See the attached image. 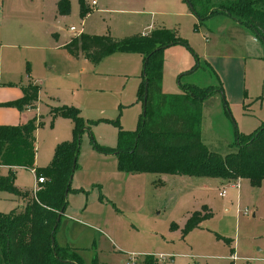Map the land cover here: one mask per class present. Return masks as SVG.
Here are the masks:
<instances>
[{
    "label": "rangeland",
    "instance_id": "obj_1",
    "mask_svg": "<svg viewBox=\"0 0 264 264\" xmlns=\"http://www.w3.org/2000/svg\"><path fill=\"white\" fill-rule=\"evenodd\" d=\"M87 13L90 30L85 33L128 40L148 36L154 27L186 40L189 48L176 43L162 51V91L177 93L184 85L213 88L201 102L198 121L209 150L235 151V136L250 133L264 120V47L247 26L222 13L199 22L184 0H110ZM81 21L79 0H70L64 17L55 12L54 0H0L3 76L11 57L24 71L22 81L25 74L42 78L35 112L42 120L36 134L38 168L51 162L56 138L72 137V120L51 117L47 105L59 100L75 106L90 126L81 133L73 189L56 231L79 236L80 264H125L131 255L138 264L145 256L154 264H161L158 256L165 257L164 264H264L263 182L252 186L240 179L238 187L225 183L202 192L174 186L153 191L145 184L147 176L118 173L116 155L94 148L93 142L115 146L119 127L137 128L143 54L117 50L99 62L85 56L66 60L61 46L73 34L68 27L76 35ZM91 154L98 159L92 162ZM13 174L16 189H34L28 169L16 168ZM218 189L226 190V198L218 196ZM13 200L12 193L1 191L0 213L15 209ZM196 210L210 217L184 234V217Z\"/></svg>",
    "mask_w": 264,
    "mask_h": 264
},
{
    "label": "trees",
    "instance_id": "obj_2",
    "mask_svg": "<svg viewBox=\"0 0 264 264\" xmlns=\"http://www.w3.org/2000/svg\"><path fill=\"white\" fill-rule=\"evenodd\" d=\"M184 1L199 22L215 13L226 14L247 26L264 47V0ZM56 8L57 13L66 15L70 1L57 0ZM79 10L81 17L89 11L85 0H79ZM176 43L189 48L186 40L173 31L160 28L148 36L138 35L128 40H117L108 34L80 33L63 46L72 56L83 55L94 62L117 50L143 54L137 92V100L142 102V113L137 128L124 130L119 127L115 146L93 142L94 148L101 153H114L117 169L126 174L246 179L252 186H258L264 181V120L250 133L235 136V151L220 155L209 150L201 140L198 121L201 102L214 91L213 88L184 85L177 93H166L161 88V54L164 48ZM22 90L20 98L4 105L20 109L34 106L39 86L30 83L22 86ZM51 111L72 120V137L55 146L51 162L43 168L34 166V131L40 121L0 126V166L30 168L34 170L35 177L45 179L33 194V190L21 192L16 189L12 170L0 176V192H10L22 200V204L11 212L0 213V264L81 263L76 250L56 244L55 233L59 223L55 229L54 225L59 211L64 213L66 210L71 176L77 167L81 133L89 130L90 126L75 106L61 105ZM209 217L210 214L192 213L185 223L184 234ZM154 263L153 257H144L143 264ZM92 264L98 263L93 260Z\"/></svg>",
    "mask_w": 264,
    "mask_h": 264
},
{
    "label": "crops",
    "instance_id": "obj_3",
    "mask_svg": "<svg viewBox=\"0 0 264 264\" xmlns=\"http://www.w3.org/2000/svg\"><path fill=\"white\" fill-rule=\"evenodd\" d=\"M87 1L85 0V2L88 5ZM109 1L110 0H97V6L95 8H93V9H97L98 8V3H101L104 6H107ZM56 2H57V0H54V10L57 13ZM89 10H90V7H89ZM87 14L84 17H82L81 28L78 30V33L76 35H79L80 33H85L86 30H90L89 27L86 26L85 17L87 16ZM57 15L59 17H64L67 14L66 15H61V14L57 13ZM164 26L166 27V26H170V25H167V23H166V25H164ZM70 27H73V26H69L68 27V30L71 33H73V34H71L69 40L73 36H76L74 34V32H77V30L74 27H73V29H70ZM155 29L156 28L152 27V30H155ZM89 32H92V31H89ZM87 34H90V33H87ZM148 34H149V32H148ZM145 35H147V33ZM66 43H64L61 46L62 49H64L63 46ZM65 51H66V49H65ZM66 53H67L66 56H65L66 60L67 59H78L80 56L83 57V55H80L78 57H74L71 54H69L67 51H66ZM6 62H7V64H6V70H5V73H4L5 75L4 76L2 74V69L0 68V126H4V125L15 126V125L26 123L29 120H34L36 123L39 122V121L42 122L41 117H38L37 114L35 113V112H38L39 104L41 103L40 97H41V95L43 93L42 92V82H41L42 78H40L39 77L40 75H38V74L37 75H35V74H32V75L25 74L24 75V80L25 81H22L23 80L24 71H23L21 66L18 67V62L17 61L13 62L11 57H8ZM28 82L31 83V84H36V85L39 86V92H38L37 99L34 102V106H26L23 109H20L17 106H14V105H4L5 102L13 101V100H16V99L20 98L23 95L22 86L25 87L26 86L25 84H27ZM161 88H162V86H161ZM47 106L49 107V115L51 117L58 118V119L62 118V116L54 115V113H52V111H51V109L53 107L61 106L59 100H55V102L52 105H47ZM40 125H38L37 128L34 131V137H35V141H34V145H35L34 166L35 167H38V164H39L38 153H37L38 149H37V142H36V140H37L36 139V134H37V130H38ZM72 127H73V125H72ZM71 130H72V128H71ZM70 139H71V137L69 138L67 134H65L62 138H56L53 141V145L51 147L52 156H53L54 148L59 142H62V141H65V140H70ZM97 155L98 154H91L92 162H94V161H96L98 159L99 156H97ZM36 162H37V164H36ZM16 168H24V167L0 166V176H5L8 173L9 170L13 171ZM77 168H78V158H77V167H76V169L74 170L73 173H75ZM87 168H89L88 164H87ZM24 169H28L35 177L33 169H30V168H24ZM118 173H120V171ZM127 175L133 176L134 178H136L137 176H140L141 178H144V176H147L148 179H146L145 184L147 185L148 189L153 190V191H155L156 188L164 189L167 186H174V187H183L184 190H187L189 188V189L192 190V192H202L203 190H206V189L212 188L211 190H213V189H216V187L219 188L221 186H224L225 183H227V184L233 183V182L235 183L236 180H240V179H236V180H233V181L225 182L224 180L218 179V178H195V177H189V176L165 175V174H154V173H138V174H127ZM151 175L153 176V178L151 177ZM72 177H73V175H72ZM71 180H72V178H71ZM35 181H36V177H35ZM263 183H264V181H263ZM236 184H238V183H236ZM207 187H210V188H207ZM76 188L77 187H75L74 189H76ZM230 188H232V187H230ZM71 189H73V188H71ZM222 190H225V189H218V194ZM225 192H226V190H225ZM226 196L227 195L225 194V196L223 198H226ZM13 202L15 204V207L17 205H21L22 204V200L19 197H16V196H14ZM67 203H68V195H67ZM194 212H203V211H201V210L197 211L196 210ZM64 213H63V215H62L60 220H62V218H64ZM191 214H192V212L188 211V213L184 217V223H186L187 219L191 216ZM205 214H208V212L206 211ZM178 225L182 226V220L180 221V224L178 223ZM78 241H79V236L77 234H75V233L66 234L65 230L55 233V242H56V244L58 246H60V247H70V248L76 250L78 255H80L81 246H79L80 244L78 243Z\"/></svg>",
    "mask_w": 264,
    "mask_h": 264
},
{
    "label": "built area",
    "instance_id": "obj_4",
    "mask_svg": "<svg viewBox=\"0 0 264 264\" xmlns=\"http://www.w3.org/2000/svg\"><path fill=\"white\" fill-rule=\"evenodd\" d=\"M88 6L91 8H95L97 6V0L88 1ZM70 29H73V27H70ZM44 182H45V179L43 177H41V176L36 177L35 187L33 189V194H35L36 191L38 190V185L43 184ZM229 186L230 187H238V184L233 182V183H229ZM225 194H226L225 190H222L221 192H219L218 195L223 198L225 196ZM164 259H165V257H163V256H158L156 258V260L161 264H164ZM125 264H138V263H137L135 256L131 255V256H129V258L127 259Z\"/></svg>",
    "mask_w": 264,
    "mask_h": 264
},
{
    "label": "water",
    "instance_id": "obj_5",
    "mask_svg": "<svg viewBox=\"0 0 264 264\" xmlns=\"http://www.w3.org/2000/svg\"><path fill=\"white\" fill-rule=\"evenodd\" d=\"M145 98H146V89L144 90V103H145ZM71 178H72V176H71ZM62 215H63V210H60L58 215H57L56 221H55L54 229L56 228L57 224L59 223ZM51 240H52V244H53L54 238L52 237Z\"/></svg>",
    "mask_w": 264,
    "mask_h": 264
}]
</instances>
